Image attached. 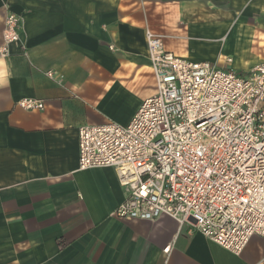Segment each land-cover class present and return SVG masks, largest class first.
Here are the masks:
<instances>
[{
  "label": "crops",
  "instance_id": "0c3cea01",
  "mask_svg": "<svg viewBox=\"0 0 264 264\" xmlns=\"http://www.w3.org/2000/svg\"><path fill=\"white\" fill-rule=\"evenodd\" d=\"M9 11L22 34L0 57L1 264H264L262 236L236 255L170 216H114L126 189L112 167L79 169L78 139L82 124H127L156 92L147 29L199 23L214 43L166 48L240 72L264 62V0H0V44ZM130 85L145 92L122 116Z\"/></svg>",
  "mask_w": 264,
  "mask_h": 264
},
{
  "label": "built area",
  "instance_id": "2783aa9c",
  "mask_svg": "<svg viewBox=\"0 0 264 264\" xmlns=\"http://www.w3.org/2000/svg\"><path fill=\"white\" fill-rule=\"evenodd\" d=\"M22 16L9 11L0 57L21 41ZM156 92L127 124H82L79 169H115L126 189L120 219H176L240 255L264 237V62L249 71L181 56L146 30ZM26 109L43 110L27 98Z\"/></svg>",
  "mask_w": 264,
  "mask_h": 264
},
{
  "label": "rangeland",
  "instance_id": "374dc122",
  "mask_svg": "<svg viewBox=\"0 0 264 264\" xmlns=\"http://www.w3.org/2000/svg\"><path fill=\"white\" fill-rule=\"evenodd\" d=\"M208 6L211 8H203L205 11V15H211V12H215L216 7L213 5V1L208 2ZM230 2L226 5L227 10H231ZM233 10H235L236 14V21L239 18V15H242L241 13L245 10H247L246 6L243 8H237L235 7ZM204 16V15H203ZM199 20L205 21V18H200ZM206 29L202 27L199 23H187L185 25H181L180 27L178 25H170V28L167 33L161 34L163 37L164 44L166 45L167 40L175 41L177 43L185 44L188 48L195 49L196 46L204 45L209 42L214 43L216 39L214 36L206 35ZM145 92L140 86H132L130 85L128 88L122 92V116L127 114L133 106H135L136 102L139 100V97L142 96V94ZM1 264V263H0Z\"/></svg>",
  "mask_w": 264,
  "mask_h": 264
}]
</instances>
